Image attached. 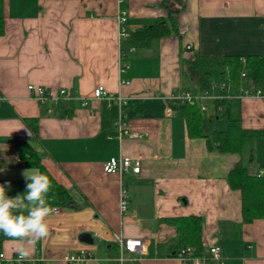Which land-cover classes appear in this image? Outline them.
Returning <instances> with one entry per match:
<instances>
[{"label": "crops", "instance_id": "crops-1", "mask_svg": "<svg viewBox=\"0 0 264 264\" xmlns=\"http://www.w3.org/2000/svg\"><path fill=\"white\" fill-rule=\"evenodd\" d=\"M162 0H125L128 31L165 16ZM116 0H0V183L7 195L25 190V175L38 170L22 163L18 140H26L50 174L76 201L45 218L48 235L5 240L9 255L23 243L37 264H67L64 253L89 249L86 264H183L173 254L180 244L175 226L163 218L198 215L202 245H220L231 264H264V218L241 222L240 192L227 174L241 158L251 172H264V138L243 152L208 149L205 138L189 137L178 115L176 89L199 91L187 73L195 54H264V0H186L175 14L178 31L146 48L120 49ZM185 27L179 33L180 27ZM122 64L126 67L120 71ZM67 87L87 106L74 102L71 113L45 107L30 96L27 84ZM96 85L126 97L125 103L91 98ZM219 116L207 112L202 131L226 127L239 119L244 128H264V99L226 100ZM121 117L138 138L117 137ZM29 122L36 125L35 131ZM256 145L262 146L257 151ZM252 152L251 161H247ZM142 154L140 172L123 176L127 212L118 211L120 178L106 173L111 156ZM82 232L91 242L80 238ZM114 233L139 236L137 260L124 254Z\"/></svg>", "mask_w": 264, "mask_h": 264}, {"label": "trees", "instance_id": "trees-1", "mask_svg": "<svg viewBox=\"0 0 264 264\" xmlns=\"http://www.w3.org/2000/svg\"><path fill=\"white\" fill-rule=\"evenodd\" d=\"M124 2L121 7L125 9ZM186 0H162L161 4L166 8L165 16L155 18L151 23L142 25L139 28L131 29L128 35L120 41V49L127 52L133 46L135 48H146L154 40L170 33L178 31V22L175 14L185 7ZM187 73L196 80L199 90L207 88L213 81L230 82L232 89L240 80V72L244 70L247 79L255 84L264 83V54L252 55H203L195 53L187 62ZM226 100L216 99L206 102L207 110L200 109L198 104L183 103L178 106V115L185 121L187 135L189 137L205 138L208 149H216L220 152H232L241 154L251 141L257 138H264V128H244L239 119H230L226 127L220 130H213L210 134L202 131L203 116L208 112H213L214 116H219L217 106L222 105ZM74 103L61 107L63 112L71 113ZM32 131L36 125L29 122ZM19 157L26 167L37 168L46 174L51 187L46 196V201L50 206L57 208H76V201L71 196L68 189L58 182L46 169L41 157L26 140L17 141ZM250 151L247 161H251ZM227 182L231 189L240 192L241 222L250 223L255 219L264 218V172H251L246 161L239 159L227 174ZM27 183V181H26ZM167 223L175 226L177 240L180 246H191L195 254H202V219L198 215H186L163 218ZM13 238L0 234V252L2 243ZM0 264H8L0 262ZM37 264V263H35Z\"/></svg>", "mask_w": 264, "mask_h": 264}, {"label": "built area", "instance_id": "built-area-1", "mask_svg": "<svg viewBox=\"0 0 264 264\" xmlns=\"http://www.w3.org/2000/svg\"><path fill=\"white\" fill-rule=\"evenodd\" d=\"M120 8L117 12V24L118 35L120 40L128 35V27L126 25V10L121 7L124 0H116ZM185 27H180L179 33H183ZM135 48L131 46L130 51ZM125 64H122L120 71L124 70ZM240 80L236 85V89H232L230 82L213 81L207 88L199 90L196 93H192L188 89H176L172 93V97L179 104L188 103L198 104L200 109L207 110L206 102L224 99L231 100L243 97H258L264 99V83L255 84L246 77L244 70L240 72ZM27 89L31 97H33L40 105L45 107L47 113H52L56 106H69L71 103H78L80 106H87L90 102V97H82L72 93L67 87H60L58 89L47 88L42 85H36L33 83L27 84ZM91 98L105 99L108 103L115 102L117 104L125 103L126 97L119 94L107 91L103 85H96L93 89ZM5 97L0 94V102ZM222 110V105L217 106V111ZM117 129V137L122 138H138L141 133L138 131L129 129L126 123L121 117L115 122ZM142 154L139 152L136 155L122 154L118 156H111L103 163V170L106 173L116 174L120 178L118 188V211L120 214L127 212V190L122 183L123 176L128 173L138 174L140 172V161ZM261 173V172H259ZM59 208L53 207L51 211L54 213L59 212ZM113 239L118 245L119 253L116 257L118 262L123 260L126 253L131 259H139L143 252V241L139 236H126L121 233H114ZM183 264H231L222 255L220 245L211 243L204 246L202 254H195L194 249L191 246H180L178 250L173 254ZM91 257L89 249L81 248L74 252L64 253L61 258L67 264H86ZM0 262H6L8 264H35L38 262L37 258L25 257L23 260L18 258L16 252H12L7 255L5 252H0Z\"/></svg>", "mask_w": 264, "mask_h": 264}, {"label": "clouds", "instance_id": "clouds-1", "mask_svg": "<svg viewBox=\"0 0 264 264\" xmlns=\"http://www.w3.org/2000/svg\"><path fill=\"white\" fill-rule=\"evenodd\" d=\"M24 176L27 180L25 190L14 197L7 195L6 185L10 187V182L0 183V234L21 242L27 238L29 244H35L49 232L45 218L51 211L46 201L51 181L39 170ZM15 251L20 260L30 254L23 243Z\"/></svg>", "mask_w": 264, "mask_h": 264}, {"label": "water", "instance_id": "water-1", "mask_svg": "<svg viewBox=\"0 0 264 264\" xmlns=\"http://www.w3.org/2000/svg\"><path fill=\"white\" fill-rule=\"evenodd\" d=\"M80 238L85 242H91L90 235L87 232H82Z\"/></svg>", "mask_w": 264, "mask_h": 264}, {"label": "rangeland", "instance_id": "rangeland-1", "mask_svg": "<svg viewBox=\"0 0 264 264\" xmlns=\"http://www.w3.org/2000/svg\"><path fill=\"white\" fill-rule=\"evenodd\" d=\"M207 115H208V114L206 113V114L203 116V121H205V118H206ZM251 142H252V141H251ZM251 142H250V143H251ZM261 147H262V146H258V145H256L255 148H256L257 151L259 152V151H261Z\"/></svg>", "mask_w": 264, "mask_h": 264}]
</instances>
